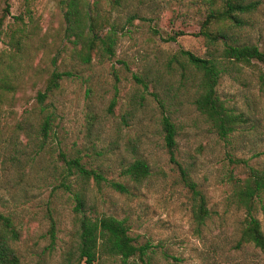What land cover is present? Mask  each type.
Segmentation results:
<instances>
[{
  "label": "rangeland",
  "instance_id": "1",
  "mask_svg": "<svg viewBox=\"0 0 264 264\" xmlns=\"http://www.w3.org/2000/svg\"><path fill=\"white\" fill-rule=\"evenodd\" d=\"M208 1L129 0L128 7L111 15L119 25L115 55L94 54L91 64H82L66 32L64 0H0V86L2 79L13 86L3 94L0 90V212L19 227L14 247L22 264L66 263L80 217L78 198L94 218L123 219L137 243L151 245L154 264H264V248L240 241L245 212L233 194L249 167L264 170V65L229 63L221 75L219 96L244 118L223 138L197 110L196 87L193 81L184 83L175 59L183 61L181 49L201 57L214 51L203 36L193 34L207 16ZM256 1L257 9L246 16L249 24L231 34L239 43L264 49V0ZM100 4L102 13L110 8L106 0ZM132 14L136 18L127 23ZM179 30L187 34L166 40ZM53 71L72 75L41 104L37 94ZM185 73L192 78L190 70ZM43 105L54 115L46 139L39 131ZM163 115L177 127L176 162L165 146ZM60 153L80 156L106 181L68 170ZM137 158L151 167L141 182L123 175ZM179 165L207 197L211 215L200 233ZM112 181L126 184L129 192L115 190ZM256 215L264 231L260 206ZM93 264L123 263L102 256Z\"/></svg>",
  "mask_w": 264,
  "mask_h": 264
},
{
  "label": "trees",
  "instance_id": "2",
  "mask_svg": "<svg viewBox=\"0 0 264 264\" xmlns=\"http://www.w3.org/2000/svg\"><path fill=\"white\" fill-rule=\"evenodd\" d=\"M129 0H106L110 8L102 13L100 0H64L63 15L66 22V32L73 42L74 56L82 64H91L94 54L102 58L115 55L116 44L119 39V25L111 21L113 10H122L129 6ZM220 2V6L217 5ZM210 7L200 30L193 33L203 36L207 43L214 48L208 57H201L189 50L181 49L175 59L180 63L183 81H193L196 87L194 104L197 110L205 116L212 128L220 137H228L244 122L241 114L236 113L221 99L218 85L221 75L227 71L229 63L251 64L253 60L264 65V49L251 43H239L231 34L234 28H243L249 24L247 15L258 7L256 0H209ZM8 10V9H7ZM136 15H130L127 23H131ZM187 34L179 30L167 37V41H176L179 36ZM215 52H220L216 55ZM190 70L192 78L185 73ZM71 71H53L47 81L44 91L37 94L38 101L43 104L60 87L65 77H70ZM135 79L143 82L137 75ZM191 78V79H190ZM144 86L147 85L143 82ZM13 89L4 79L1 80L0 90ZM114 105V102L112 103ZM40 123V135L48 138L54 115L45 109ZM162 130L165 146L172 162H176L175 149L177 146V127L168 115L162 117ZM67 169H75L85 178H93L97 183L106 178L97 170L87 168L80 156L68 158L64 153L59 155ZM181 177L191 192L192 219L195 230L200 233L211 215L205 193L198 187V183L190 175V171L179 165ZM151 174V167L146 159L137 158L123 169V175L134 182H141ZM110 186L115 190L128 193L126 184L112 181ZM234 198L236 204L245 212V227L242 230L241 242L251 243L264 248V231L256 213L259 206L264 210L262 195L264 194V170L249 167L247 176L236 180L234 184ZM85 202L78 198L76 210L80 213L78 227L73 247L67 252L65 264H93L102 256L119 257L123 264H129L131 258L137 257V264H154L148 256L151 245L139 244L131 236L129 227L123 219L113 215L92 217L84 211ZM55 225L51 226L52 239ZM20 238V230L10 214L0 212V264H22L21 258L14 247Z\"/></svg>",
  "mask_w": 264,
  "mask_h": 264
}]
</instances>
